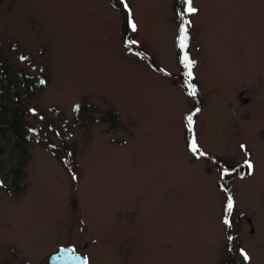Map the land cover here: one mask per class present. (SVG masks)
<instances>
[{
    "label": "rangeland",
    "instance_id": "obj_1",
    "mask_svg": "<svg viewBox=\"0 0 264 264\" xmlns=\"http://www.w3.org/2000/svg\"><path fill=\"white\" fill-rule=\"evenodd\" d=\"M127 3L136 31L121 0H0V264H264V0H193L195 96L184 5Z\"/></svg>",
    "mask_w": 264,
    "mask_h": 264
},
{
    "label": "snow or ice",
    "instance_id": "obj_2",
    "mask_svg": "<svg viewBox=\"0 0 264 264\" xmlns=\"http://www.w3.org/2000/svg\"><path fill=\"white\" fill-rule=\"evenodd\" d=\"M180 2L184 5L182 10L178 11L177 13V19L179 20V28H178V35H177V40H176V46L180 49V64L184 68V77H185V85L189 89L188 95L190 96H195L196 95V87L194 84H192V80L194 79L193 76V66H194V61L191 59L187 49L189 45V27L191 26V21L187 19L188 16L195 14L198 9L193 6V0H180ZM121 4L123 5L125 11L128 13V26L130 30L136 31L137 30V24L133 19V14L130 6L127 3V0H121ZM138 41L135 40H126L125 41V47H127L129 50L132 49L133 46L137 45ZM137 55H140L141 58H145L142 54L137 53ZM26 59V57H21V60ZM158 71H164L163 69H158ZM41 84L46 83L44 80H40ZM75 112H78L80 110V106L76 105L74 106L73 109ZM35 112V110H30ZM199 111V109H197ZM192 115L190 114L189 116L186 117L188 121V127L189 130H191L192 126ZM244 145H241V148H244ZM189 149L193 154H199V155H204V153H201L195 139L191 140L189 144ZM244 165L248 168L249 172L248 174L251 175L253 173L254 165L251 162V160H245ZM73 179H76L75 176L72 177ZM0 186H2V181H0ZM233 209V200L231 197L228 198L226 210L227 212H231ZM225 224H228L229 221L227 218H225ZM63 251H70V250H63ZM241 255L245 261H249L250 257L249 255L244 252V250H241ZM84 264H88L87 258H84Z\"/></svg>",
    "mask_w": 264,
    "mask_h": 264
},
{
    "label": "trees",
    "instance_id": "obj_3",
    "mask_svg": "<svg viewBox=\"0 0 264 264\" xmlns=\"http://www.w3.org/2000/svg\"><path fill=\"white\" fill-rule=\"evenodd\" d=\"M3 75L5 77H3ZM22 82H25V80H22ZM30 89L36 91L38 89L37 84H33L32 86H30ZM0 92L1 94H3V97L5 99H10L12 95H14L13 85H10L8 83L6 79V73H4V70L1 67H0ZM19 115L20 112L18 110H15L12 114H7L3 107L0 110V129L3 131L7 129L13 132V145L15 149H19L21 143L23 142L22 134L19 133L21 129ZM3 125H6L7 127L5 128L3 127Z\"/></svg>",
    "mask_w": 264,
    "mask_h": 264
},
{
    "label": "water",
    "instance_id": "obj_4",
    "mask_svg": "<svg viewBox=\"0 0 264 264\" xmlns=\"http://www.w3.org/2000/svg\"><path fill=\"white\" fill-rule=\"evenodd\" d=\"M70 250V251H63ZM49 264H84V258L73 247L60 248L49 257Z\"/></svg>",
    "mask_w": 264,
    "mask_h": 264
}]
</instances>
